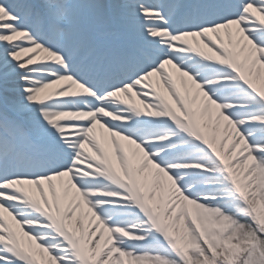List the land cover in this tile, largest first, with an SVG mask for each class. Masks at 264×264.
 I'll list each match as a JSON object with an SVG mask.
<instances>
[{
	"label": "snow or ice",
	"instance_id": "obj_1",
	"mask_svg": "<svg viewBox=\"0 0 264 264\" xmlns=\"http://www.w3.org/2000/svg\"><path fill=\"white\" fill-rule=\"evenodd\" d=\"M0 264H264V0H0Z\"/></svg>",
	"mask_w": 264,
	"mask_h": 264
}]
</instances>
